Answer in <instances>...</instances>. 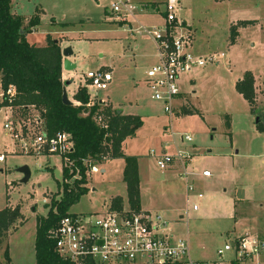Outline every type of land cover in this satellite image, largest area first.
I'll return each instance as SVG.
<instances>
[{"label": "rangeland", "instance_id": "374dc122", "mask_svg": "<svg viewBox=\"0 0 264 264\" xmlns=\"http://www.w3.org/2000/svg\"><path fill=\"white\" fill-rule=\"evenodd\" d=\"M121 1L146 11L125 19L111 13L114 0H44L58 22L75 24L63 32L75 65L68 71L73 79L65 86L68 99L78 105L73 101L76 90L91 92L86 88L88 73L98 69L111 72L110 83L88 102L111 103L140 117L143 125L126 140L123 154L138 160L142 208L157 215L168 212L166 230L187 239L192 256L215 264L233 263L235 256L230 252L222 260L216 255L226 242L247 229L254 232L256 228L257 235H264V134L256 128L255 117L235 87L246 72L252 73L257 81V103L261 112L264 110V0H179L175 17L184 21L192 35V52L207 58L224 56L181 77L180 98L174 105L197 113L186 114L182 109L172 117L150 100L146 89L147 72L157 62L154 45L148 36L135 35L140 26L150 29L164 24V16L151 12L159 10V5L147 3L167 0ZM64 8L66 14H59ZM239 22L252 23L237 29L238 38L231 46L230 28ZM41 33L39 29L32 37L35 42L40 41ZM4 114L0 113V155L4 156L0 163V210L17 207L25 222L21 226L16 222L18 229L10 233L0 250V264H6V252L9 264H35L36 219L46 216L53 198L61 199L62 162L59 156L23 154L2 128ZM12 115L20 126L28 127L23 137L27 140L45 129L42 122L37 124L40 115L34 110L13 109ZM184 136L191 142L181 141ZM178 150L188 155L184 160L187 164L160 171L154 154L165 151L175 155ZM111 161L103 159L88 167V192L68 214L103 212L115 197L122 198V206H129L122 179L124 161ZM23 166L29 169L30 177L22 184L18 170ZM93 168L97 170L92 172ZM203 171L211 177L201 176ZM259 263L264 264V257ZM237 264L252 263L240 259Z\"/></svg>", "mask_w": 264, "mask_h": 264}, {"label": "built area", "instance_id": "2783aa9c", "mask_svg": "<svg viewBox=\"0 0 264 264\" xmlns=\"http://www.w3.org/2000/svg\"><path fill=\"white\" fill-rule=\"evenodd\" d=\"M114 1L110 6L111 13L125 19H134L136 13L143 14L146 11L142 6L136 7L121 0ZM179 6V0H167L163 5L165 22L161 27L153 26L149 29L140 26L135 30V35L148 36L154 45L157 62L148 70L145 85L150 100L162 106L163 113L169 117L179 114L185 108L184 105H174L180 98L181 77L203 68L208 62L215 64L219 57H223V54H215L207 58L192 52V35L184 26V21L175 17ZM111 80V72L98 69L88 73L86 88L91 90H88L89 97H95L93 94ZM15 97L16 92L11 86L0 90V104L4 100H8L10 104ZM93 104L90 101L86 107ZM13 109L18 108H0V113H5L2 128L10 139L17 142L19 150L28 155L34 152L38 153L37 156H59L62 165L67 167L64 161L68 160L65 156L73 151L74 146L71 136L63 132L49 136L44 129L27 140L23 137L28 127L20 126L14 121ZM40 122L38 120L37 124ZM96 123L106 128L100 117L96 119ZM182 140L191 142L189 136H184ZM186 157L187 154L179 150L175 155L165 151L154 154L160 171H165L175 163L186 165ZM2 162L4 156L0 155V163ZM69 163L72 167V163ZM95 170L97 169L93 168L92 172ZM201 176L209 178L210 173L203 171ZM46 201L45 199L44 204ZM48 233L58 255L72 264H215L192 260L187 241L170 235L161 216L142 210L135 211L129 206H122L120 210H112L108 206L100 213L68 215L61 218L57 226ZM229 252L235 256L236 264L240 259L260 264L259 259L264 257V235L245 233L226 242L216 255L222 260ZM221 263L220 261L218 264Z\"/></svg>", "mask_w": 264, "mask_h": 264}, {"label": "trees", "instance_id": "16d2710c", "mask_svg": "<svg viewBox=\"0 0 264 264\" xmlns=\"http://www.w3.org/2000/svg\"><path fill=\"white\" fill-rule=\"evenodd\" d=\"M10 3L11 0H0V90L11 86L16 97L10 104L4 100L0 108L10 106L24 111L31 108L40 115L39 120L49 136L58 132L67 133L74 144L73 151L65 156L72 167L62 165V183L58 184L62 190L61 199L53 198L46 216L36 219L35 264H72L58 255L48 232L57 226L61 218L70 215L69 209L88 192L86 172L91 164L102 162L103 159L123 160L122 179L126 186L127 203L131 209L140 210L138 160L134 156H125L123 145L135 136L143 124L139 116H125L121 111L99 101L86 107L89 95L83 88H78L73 97L78 105H64L62 88L66 82L62 80L63 56L59 42L46 36L45 46L30 45L25 37L40 25L38 12L26 22L20 16L11 14ZM251 23L232 25L229 40L231 46L238 38L237 29ZM235 87L248 104L250 114L258 119L256 128L264 134V110L261 112L260 104L256 102L252 73L246 72ZM193 111L197 113L187 107L183 108L186 114ZM99 117L103 119L106 128L96 123ZM122 203L121 197H115L110 207L112 210H120ZM16 222L20 226L25 222L17 207L7 206L0 210V250L7 241L8 233L16 229ZM6 254L4 260L9 264Z\"/></svg>", "mask_w": 264, "mask_h": 264}, {"label": "crops", "instance_id": "0c3cea01", "mask_svg": "<svg viewBox=\"0 0 264 264\" xmlns=\"http://www.w3.org/2000/svg\"><path fill=\"white\" fill-rule=\"evenodd\" d=\"M165 2H161L160 4L158 3H147V4H157L159 5V10H152L151 12L153 13H156L157 15H162L163 16V5H164ZM11 14L14 15V16H17V17H21L22 19H24V21H28L32 16H34L35 14H37L38 12V16H39V21H40V25L37 27V29L33 30V32L31 34H28L26 35V39H27V42L30 44V45H34L35 47H43L46 45V36H49L50 38H52L54 41H58L59 42V46H60V49H64L66 47H68V43H69V39L66 38V36L63 35V32L66 30V29H73L74 28V25L75 24H65V23H60L58 22V20H56V18H54L52 12L46 7V4L44 2V0H11ZM65 6V4H63V7ZM162 7V8H161ZM161 8V9H160ZM59 14H62V15H65L66 14V11H65V8L63 10H61L60 12H58ZM150 13V12H149ZM83 24L85 25V22H83ZM62 25H66L67 27H63ZM42 30V33H41V36L42 38L40 39V41L38 42H35L33 40V36H35V34H37V30ZM59 38H62V40H59ZM79 38V37H78ZM77 38V39H78ZM81 38H84V37H81ZM80 38V39H81ZM196 53V52H195ZM197 54V53H196ZM224 56V54H223ZM157 60V58H156ZM70 63H72L71 59H69ZM61 73H62V80H66V82H68L69 84H71L73 82V79H72V76L71 74H68V71H65L63 68L61 69ZM254 77V76H253ZM68 80V81H67ZM68 84V85H69ZM257 81L255 80L254 78V86H255V93H256V102H257V99H258V96H257V93L258 91L256 90L257 86ZM66 89V88H65ZM69 89V87L67 88ZM77 89V88H76ZM75 90V89H74ZM74 90L72 91V94L74 93ZM67 91V90H66ZM68 92V91H67ZM74 95V94H73ZM259 95V94H258ZM71 102V101H70ZM99 102H102L104 103L105 106H111L113 107V109L115 110H119L122 112L123 115L125 116H128V115H134V114H126L124 113V111L122 109H120V107H117L115 105H112L111 103H107V102H103V101H99ZM72 103V102H71ZM29 110H33L31 108H28ZM137 116V115H135ZM257 125V124H256ZM126 145V141L123 145V151H124V147ZM126 156V155H125ZM188 156V155H187ZM128 157V156H127ZM109 162H112V161H109ZM108 163V162H107ZM175 166H178V167H183L185 165H181V163H175L174 164ZM173 165V167H174ZM124 169V168H123ZM101 173H104V169H101L100 171ZM123 172V171H122ZM211 177V176H210ZM209 177V178H210ZM204 178H207V177H204ZM125 190H126V186H125ZM140 195V194H139ZM142 202H141V195H140V210L144 211L145 210L142 208ZM13 207V206H11ZM14 208V207H13ZM147 212V211H146ZM162 213H160L159 215L163 218V220L168 221V216L166 217V213L168 212H163V211H160ZM148 213V212H147ZM24 217V216H23ZM180 220H182L183 218L182 217H179ZM257 225V223H256ZM255 225V227H256ZM18 227V226H17ZM16 227V229L14 231H16L18 228ZM167 229V228H166ZM167 231V230H166ZM256 231V228L254 230V232H250L249 229H247L243 234H240V235H237V237H240L242 235H244L245 233H255ZM12 231H10L8 233V236L11 235ZM168 232V231H167ZM257 234V233H255ZM236 237V235H235ZM236 237V238H237ZM8 238V237H7ZM179 238V237H177ZM181 238V237H180ZM235 238V239H236ZM187 240V239H186ZM34 243V242H33ZM33 251H34V245L32 247ZM34 256H35V251H34ZM190 258L192 260H195V261H207V259H202L201 257H195V256H192L191 255V251H190ZM214 261V260H213ZM210 262V261H209Z\"/></svg>", "mask_w": 264, "mask_h": 264}, {"label": "water", "instance_id": "95a60500", "mask_svg": "<svg viewBox=\"0 0 264 264\" xmlns=\"http://www.w3.org/2000/svg\"><path fill=\"white\" fill-rule=\"evenodd\" d=\"M61 55L63 56V62H62V68L65 70V71H71L74 69L75 65H72V63H70L69 59L72 58L73 56V53L71 51V48L70 47H66L64 49L61 50ZM69 83L66 82V86L68 85ZM62 103L66 106H71L72 103L70 102V100L68 99V96H67V91L64 88H62ZM255 122L256 124H258V119L255 118ZM18 173L22 175V179H21V183H27L29 180V177H30V172H29V169L26 167V166H23V168H20L18 170Z\"/></svg>", "mask_w": 264, "mask_h": 264}]
</instances>
